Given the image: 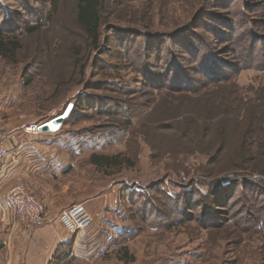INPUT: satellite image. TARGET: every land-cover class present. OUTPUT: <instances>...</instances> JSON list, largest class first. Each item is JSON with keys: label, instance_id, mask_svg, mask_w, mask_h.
I'll list each match as a JSON object with an SVG mask.
<instances>
[{"label": "rangeland", "instance_id": "rangeland-1", "mask_svg": "<svg viewBox=\"0 0 264 264\" xmlns=\"http://www.w3.org/2000/svg\"><path fill=\"white\" fill-rule=\"evenodd\" d=\"M77 3L0 0V130L72 105L63 150L133 159L96 169L106 264H264V0H102L96 46Z\"/></svg>", "mask_w": 264, "mask_h": 264}, {"label": "crops", "instance_id": "crops-1", "mask_svg": "<svg viewBox=\"0 0 264 264\" xmlns=\"http://www.w3.org/2000/svg\"><path fill=\"white\" fill-rule=\"evenodd\" d=\"M48 127L51 129L49 124ZM82 140L66 151L63 150L66 147L60 145L62 138L58 137L32 138L15 132L10 138V157L0 163V194L15 186L28 188L46 203L48 219L37 224L23 225L13 220L9 222L0 212V264H51L56 250L69 242L77 262L106 264L101 259L113 247L100 249V244L95 241L97 237L102 239L98 227L111 218L106 221L100 215L107 206V192L94 197L97 191V172L89 159L97 152V148L91 138ZM65 192L83 193L78 199L83 201L92 217V232L88 229L89 232L87 230L68 236L54 220L62 209L70 205L64 202ZM129 253L133 254L131 251Z\"/></svg>", "mask_w": 264, "mask_h": 264}, {"label": "built area", "instance_id": "built-area-1", "mask_svg": "<svg viewBox=\"0 0 264 264\" xmlns=\"http://www.w3.org/2000/svg\"><path fill=\"white\" fill-rule=\"evenodd\" d=\"M63 113L57 119L51 121L48 119L38 124L30 123L21 126L14 132L0 130V163H3V161L10 157L8 142L15 132L24 136H54L60 131L66 119ZM55 120L61 121L57 130L48 127L49 129L46 131H41L43 127H46L48 124L51 125V122ZM0 212L9 222L13 220L14 223L19 222L23 225L37 224L48 219L46 203L33 195L24 186H15L7 192L0 194ZM54 220L70 236L89 229L93 222L91 215L82 203H75L62 209Z\"/></svg>", "mask_w": 264, "mask_h": 264}, {"label": "trees", "instance_id": "trees-1", "mask_svg": "<svg viewBox=\"0 0 264 264\" xmlns=\"http://www.w3.org/2000/svg\"><path fill=\"white\" fill-rule=\"evenodd\" d=\"M102 0H78L76 5V23L84 31L87 36V40L90 46H96L100 41V29H101V13L100 7ZM39 26H29L26 28L28 34L35 33ZM20 49V42L17 38H10L5 40L0 33V58L9 59ZM71 113L65 119V122L70 117ZM64 122V123H65ZM94 135V134H93ZM88 134L89 138L95 142L96 147L98 146V140L96 136ZM87 138V137H86ZM105 144V143H104ZM103 146V145H102ZM96 154V153H95ZM90 156L89 162L95 166L96 169L100 170H119L124 164L129 168H133L135 165L133 159L124 157L121 154L114 155H95ZM128 237V236H127ZM126 236L124 237V239ZM126 242V241H125ZM124 242V243H125ZM119 261L126 263H133L134 257L129 253L127 246H122L119 249L118 254ZM73 260H76L72 254L71 242L58 248L53 255L51 264H73Z\"/></svg>", "mask_w": 264, "mask_h": 264}, {"label": "water", "instance_id": "water-1", "mask_svg": "<svg viewBox=\"0 0 264 264\" xmlns=\"http://www.w3.org/2000/svg\"><path fill=\"white\" fill-rule=\"evenodd\" d=\"M72 107H73L72 105H69L67 107V109L64 111L63 115H64L65 118H67L68 115L70 114V112L72 110ZM60 124H61V121L60 120H55V121H52L51 122V126H52L53 130H57L58 127L60 126ZM41 131H46V127H43L41 129Z\"/></svg>", "mask_w": 264, "mask_h": 264}, {"label": "bare ground", "instance_id": "bare-ground-1", "mask_svg": "<svg viewBox=\"0 0 264 264\" xmlns=\"http://www.w3.org/2000/svg\"><path fill=\"white\" fill-rule=\"evenodd\" d=\"M63 113V112H62ZM62 113L60 114V116H62ZM58 116V115H57ZM54 118V117H53ZM61 119V118H60ZM52 120V119H51ZM51 120H49V121H51ZM48 121V122H49ZM65 122V121H64ZM64 124V123H63ZM51 126V125H50ZM51 128H52V126H51ZM53 129V128H52ZM46 130H47V126H46Z\"/></svg>", "mask_w": 264, "mask_h": 264}]
</instances>
